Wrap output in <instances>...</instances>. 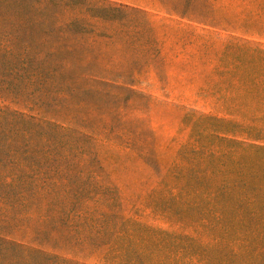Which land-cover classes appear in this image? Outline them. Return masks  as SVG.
<instances>
[{
  "label": "rangeland",
  "instance_id": "1",
  "mask_svg": "<svg viewBox=\"0 0 264 264\" xmlns=\"http://www.w3.org/2000/svg\"><path fill=\"white\" fill-rule=\"evenodd\" d=\"M0 264H264V0H0Z\"/></svg>",
  "mask_w": 264,
  "mask_h": 264
}]
</instances>
